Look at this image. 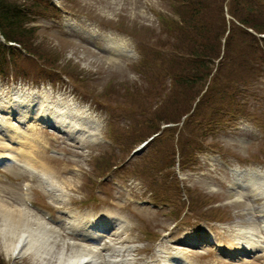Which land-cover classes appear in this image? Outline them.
Wrapping results in <instances>:
<instances>
[{"label": "rangeland", "instance_id": "1", "mask_svg": "<svg viewBox=\"0 0 264 264\" xmlns=\"http://www.w3.org/2000/svg\"><path fill=\"white\" fill-rule=\"evenodd\" d=\"M56 1L58 5L61 6L62 9L65 10L66 13H68V15L85 14L90 17L91 23H97L100 26V29L102 32L106 34H112L113 36H117V37L127 38V40L129 41L130 48L134 50L135 52L134 56L129 59L127 58L116 59L113 57H106L104 54L94 51L87 44L78 43L76 41L69 40L68 38H65V37L61 38L59 36L60 35L59 32L54 28V26L51 24L49 19H43L39 23V25L42 28V31H41L42 36L40 32H38V35L41 36V40L44 39L48 41L50 45L52 46L51 49H49L48 51V56L51 57V51L59 50L61 54L67 57V59L71 58L72 60H74L86 71V75L83 79L84 81L83 85H84L86 93L95 94L97 97L102 99V102L104 104L113 106V108L115 109H120L119 103H122V99L118 98L117 96L122 93L126 94V96H129L130 95L129 94L130 83L131 84H135L139 82L143 83V80L140 78L138 74V69H137V65L140 62V54L137 48L136 40L140 39V37L144 34L143 30H140L139 26H146V25L158 26L157 12L167 11L168 7L165 5V3L162 0H78L80 3V6L72 9L70 8V6H72L70 2L73 0H67V2L66 0H56ZM181 1H184V0H181ZM257 1L261 4L262 8L264 9V0H257ZM212 7L213 6H210V8ZM261 12H262V19L264 20V10ZM247 15H249L250 17H253L249 11L247 12ZM164 19L166 21L168 20V17L165 16ZM226 23H230V21L225 20L223 22L224 25H223L221 37H223L224 35ZM136 26H138V28ZM162 28L163 26H161L156 32L160 33ZM118 29L126 33L120 32ZM127 33L133 35L134 37L133 36L129 37ZM151 42H152V45L144 46V49H146L148 52H144V50H141V56L144 58V60H142V68L146 71H149L148 72L149 75L146 77V81H149L153 79L154 77H157L158 74L156 73V71L160 67V65L158 64L157 66H155L154 70L151 71V65H153V63L149 61V58H148L149 56L147 55H152L155 58L158 52L163 53L164 55H167L174 51L180 52L183 50L182 47H179L172 43H166L163 40H159V41L151 40ZM238 47H239V42L236 41L234 48H238ZM244 52H248L247 46H245ZM180 55H182V52L179 54V56ZM57 59H58L57 57H54L53 60L56 61ZM221 65L219 67V73L222 70ZM242 68L245 71L244 75H248L252 71L251 67H247L245 65ZM16 70L17 68L14 67L12 75L20 76V74L17 73ZM26 77L28 78V81L23 80V83L29 82L30 76H26ZM11 82H12L11 79L9 80L0 79V83L4 86H12ZM121 86H123V88H121ZM96 88L98 92H95ZM124 103H126L129 106L132 114L141 115V110L140 108H138L136 104H132L129 102H124ZM172 107L173 106H171V108ZM254 108H256V106H254ZM257 109L258 108H256V110ZM175 115H177V112L174 114V111L170 109L169 106H166L163 112L156 114V118H158V120H164L165 117L173 118L175 117ZM263 118H264V115L260 117V119H263ZM254 122L260 125L259 122H262V121L257 120ZM168 124L169 123H167V125ZM176 128L178 127L172 128L167 133L165 142L162 144V150L159 151L160 154L165 155L166 153H169V147L177 144L178 139L181 137L183 132L178 133L177 132L178 130ZM116 132L114 133V135L118 136ZM119 135H125V133L121 132ZM219 135L220 136H218L216 140L209 142L210 146H213V145L219 146L221 144L226 153H231L237 149L235 147V144H237L240 147V150H238L235 153L237 155H241L242 162L248 161L249 160L248 157L250 156H257L259 154H260V157H262V159L264 160V142L258 141L255 139L252 140V138L250 137L251 138L250 142L239 144L236 141L242 142L241 140H236L235 138L231 139L230 137H225V133L223 132L220 133ZM96 140L98 141L100 146H106V145L112 146V143L106 141L105 139V129L104 128ZM98 153L99 152L95 154H98ZM86 158L87 160H84L76 164L82 170L90 169V162H89L90 157L86 156ZM138 159L141 161L140 157ZM156 165L157 167H161V164H156ZM188 165L184 164L182 159L180 160L179 169L183 171V172L179 171L180 178H182L183 180L190 179L192 182H189L188 185L197 184L201 186V188L208 195H212V193H215V191L219 190V186L217 185H215L216 187L215 191H213L210 188V187L213 188V184H210L208 182V178H210L211 175L207 177L206 176L201 177L200 175L197 176L195 175L196 173H194L192 170L186 171V167L189 168ZM175 170H177V167H174L168 170V173H173ZM174 178H178V177L174 176ZM67 179H71V178H67ZM78 179H79V182L82 183V180L84 178H78ZM90 179L91 178H86V181ZM122 182L123 181H120L115 186L111 187L114 193L120 192L121 195H126L127 191L131 189V186L136 185V183L132 184L131 182L129 186L123 187ZM141 183L143 184L142 181ZM199 183L202 185H200ZM84 192L81 195H76V194L68 195L67 200L68 199L75 200V199L84 198L85 197ZM106 192L107 191H102L100 193V196H101L100 198L106 199V195H105ZM179 195H180V192L176 196V199H177L176 201H177L178 206H179V202H178ZM219 199H220V202H218V200L207 199L203 204L199 206V208L198 207L193 208L191 214L195 216L196 218L209 217V215H213L212 218H219V217L225 218L227 216H230V218H225L223 220L224 222L222 223V226L224 225V229H225V226H228L227 224L230 223L232 220L233 212H231L230 209L228 208H226L227 210H224L223 208V207H226L225 200H228V196L225 191L221 194ZM47 201L50 204H54L58 208L61 207V205L55 203L53 199L52 200L47 199ZM192 204L198 205L197 203H192L191 201V205ZM10 206L13 208H17V206L21 207V205L18 203H14V204L12 203L10 204ZM208 208H210L211 210L206 212ZM217 209L219 210V212H217ZM6 213H7V216L10 217L9 213L8 212ZM144 213L145 212H142L140 213V215H143ZM146 215L149 218H153V217L156 218V221L154 222L156 223L157 229L167 228V229L172 230V228L175 225V223H171L169 221V217H162L160 213H158L157 211H152V213H148L147 211ZM28 216L29 218L32 217L31 214ZM1 220L2 219L0 218V223H1ZM29 222H31V220ZM210 224L214 225V224H219V223L213 222ZM153 225L155 226L154 223ZM201 225L204 226L206 224L202 223ZM157 231H163V230H157ZM226 234H228V232H226ZM59 239H60L59 241L57 239L55 240L57 241L56 242L57 246H55L54 241L51 244L54 247H48L49 242H48V245H46V248H47L46 251H49L51 257L53 258L55 256L60 255V251H62L60 247L62 246L63 243L66 242L70 244V241L63 237ZM70 247L72 248L73 245L70 244ZM74 247L78 249L81 248L79 246H74ZM0 251L2 252V254L0 253V264H6V263L13 264L12 261L14 260H12L10 256L6 254L4 246L2 247L1 245V238H0ZM3 260L5 261V263ZM17 263L18 264H42L38 259L34 258L33 253L27 256L26 259H19Z\"/></svg>", "mask_w": 264, "mask_h": 264}, {"label": "bare ground", "instance_id": "2", "mask_svg": "<svg viewBox=\"0 0 264 264\" xmlns=\"http://www.w3.org/2000/svg\"><path fill=\"white\" fill-rule=\"evenodd\" d=\"M123 43L125 42L122 40V43H118V44L122 45ZM13 96L15 95H12V97ZM12 97H10L8 101H5L4 103L6 104L4 106L5 107L4 109L8 115H12L14 113L15 104L19 105L14 101L15 98L13 99ZM72 113L75 115H81L83 112H81V110L78 108H73ZM33 115H35V113L33 111L28 110L24 120L26 119V121H28L32 119ZM40 116L43 115L40 114ZM6 119L9 120L8 118ZM6 119H4L5 124H7ZM80 119L83 120L84 117H80ZM48 120L51 121L52 119L50 120L49 118ZM12 126L13 125H11V121H10V123L7 124V128H12ZM81 126L83 127V129H86L87 127L85 124H81ZM94 126L96 127L97 130V126L95 125V123ZM12 130H14V128H12ZM27 161L29 167H33L35 171L41 172L43 174L42 176L48 183L49 189L55 198L62 200L64 197V192L62 191L71 193L69 191V188L74 193H80L81 182H79L78 178H83L82 173H76L72 181L67 180V178L66 180H64L63 178V180L60 181V179L64 176V173L65 174L69 173L68 168L60 169L59 171H55L54 173L33 156H30ZM61 184L63 186L66 185L67 188L63 187ZM259 193L260 195H264V179H263V183L259 187ZM6 212L9 213L10 217L7 216ZM28 215L29 213H27L23 208L20 207L11 208L7 205H3L2 202L0 201V218L2 219L0 224V234H1L3 246L5 247V250L11 257H24L34 252L33 253L34 258L38 259L42 264H95V262L97 264L96 258L98 251H94L93 248L82 249L76 253L73 252L76 251L74 249L72 252H70L68 245H65L62 249V253L59 256H55L54 258L51 257L50 252L44 250V247H46V245L48 244L46 243L48 241L45 240V234H42V232L39 229H35V226L38 224L37 220L34 219L33 217L29 219ZM30 220L31 222H29ZM73 221L76 222L75 219ZM245 229L246 226L242 225L239 230V235L242 237V240L244 239L246 240V244L248 245L243 247V251L251 250L253 252H258L257 242L250 239V237L247 236V234L251 232H248ZM47 240H49L48 237ZM43 241H45L46 244L44 243L43 244L44 246L40 247L41 250L36 251V245H40L41 242ZM122 251H123V247L112 248V252L114 253L115 252L120 253ZM111 255L112 254H109V258ZM123 261L126 262V259ZM126 263L129 264V261H127Z\"/></svg>", "mask_w": 264, "mask_h": 264}, {"label": "trees", "instance_id": "3", "mask_svg": "<svg viewBox=\"0 0 264 264\" xmlns=\"http://www.w3.org/2000/svg\"><path fill=\"white\" fill-rule=\"evenodd\" d=\"M20 18L22 17L20 14L18 15ZM18 17H15L10 14V12L6 9L0 10V25L3 27L5 26L6 29H10L11 33L14 32V29L12 30V27L19 26V19Z\"/></svg>", "mask_w": 264, "mask_h": 264}]
</instances>
